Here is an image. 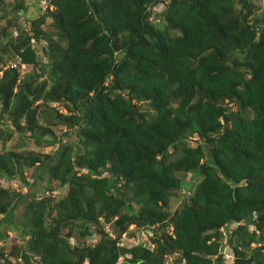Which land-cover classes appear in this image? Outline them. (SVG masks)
<instances>
[{"label":"trees","instance_id":"obj_1","mask_svg":"<svg viewBox=\"0 0 264 264\" xmlns=\"http://www.w3.org/2000/svg\"><path fill=\"white\" fill-rule=\"evenodd\" d=\"M257 1L50 0L51 9L39 0L46 15L17 25L8 43L22 63L37 65L32 39H46L48 78L0 66V125L8 135L25 130L38 145H59L0 151L1 180L29 188L0 183V226L30 199L25 243L10 251L15 261L0 244L1 264H168L176 252V262L223 264L211 256L225 224L238 225L227 239L235 264H264V6L258 13ZM160 2L165 7L154 10ZM47 17L54 36L41 26ZM42 107L56 113L49 123L65 126L62 134L39 123ZM70 129L76 144L66 141ZM8 137L0 128V139ZM36 170L67 186L66 194L53 196L48 180L49 195L39 197ZM176 188L190 194L170 212ZM152 225L163 228L151 236L153 250L118 244ZM93 233L100 237L90 243ZM6 237L0 230V243Z\"/></svg>","mask_w":264,"mask_h":264},{"label":"rangeland","instance_id":"obj_2","mask_svg":"<svg viewBox=\"0 0 264 264\" xmlns=\"http://www.w3.org/2000/svg\"><path fill=\"white\" fill-rule=\"evenodd\" d=\"M257 4L258 5H257L256 11L260 13L262 7L264 6V1L258 0ZM0 5H1V8L3 9V10H0V53H1L0 66L8 67L13 64H17L18 68L20 69L22 78L25 77L26 75H34L33 72L36 71L41 74L39 77L40 80L44 78L47 79L48 73H49L48 64L50 63L48 51L50 50L49 49L47 50V47L49 46H48V41L46 39L44 38L32 39L33 46L35 47L37 54H38V59L40 60L37 63V65L21 64L19 56L17 55V53H15L14 47L9 45L8 43L9 40H13V39L16 40L15 38L18 36V34L15 31V27L17 25L27 27L25 25H27L28 23L30 24V22H28V18L30 19L36 18L37 16H41L42 13L46 15V13H44L42 9L40 11L39 0H3ZM22 6L25 7L26 11H24V13L22 14H19L18 10L21 9ZM163 7H164V4L161 3L157 7H155L154 10L160 11L162 10ZM152 18L155 19V17L153 16ZM41 26L46 31H48L49 34L53 36L55 35L54 27L52 24V19L50 17H47ZM18 32L19 34L21 33L20 30ZM60 41L63 44H66V41L64 39ZM19 64H21V66ZM53 105L55 107L57 106V108H59L61 112L66 111L61 103L56 102V103H53ZM147 108H149L148 110L151 109L150 106L147 105L146 102L143 103V110L146 111ZM54 115H56V113H54ZM54 115L52 114V110L49 111L48 108L46 107H42L38 110L39 123L43 126L44 125L51 126L52 129L54 130L55 135L57 134L58 136L62 134L65 126H63L62 124L51 125L49 121L52 118L53 119L55 118L53 117ZM6 122H7L6 125L11 126L9 125L11 121L6 120ZM0 128L5 131V134L7 136H9L7 140H3V138L0 139V151L6 150V149H11V150L15 149L18 151L35 150L37 152L39 151V152L45 153L46 151L53 152L52 150H54V148L38 145L35 142V139L31 138L30 136H26L25 130H23L22 132L13 131L12 133H10V135H8L9 130H10L9 127H6L5 125L1 124ZM75 129L68 130L69 131L68 134L64 135L65 138H67L66 141L71 144L78 143V135ZM196 139H197L196 136L190 137L189 138L190 145L195 146L197 144ZM35 172H36V175H39L41 177L40 179H38L39 186H36L38 189L40 188L39 197L42 196L43 194H46L47 196L49 195L47 194V192L42 191L43 190L42 188H44L45 185L48 186L49 184L48 180L50 181L51 186L53 188H56V190L53 191V194H52L53 196H55L56 198H60L66 194L67 189H68L67 186H60L58 181L50 180L48 176L42 170H36L34 171V174ZM25 173H26L25 176L28 179V181L30 182L33 181V178L31 177L32 168L26 167ZM180 175L183 176V174H180ZM199 179L200 178L195 179L194 185L199 181ZM186 181H188V178L186 179ZM0 183H3L4 186H9L10 187L9 189H15L17 192H21V193H27L29 190L28 186L20 182V179H15V180L8 179L5 181L0 179ZM194 185H193V188H194ZM172 193L173 194L170 197V204L168 206V210L170 212H175L176 210L182 207L184 201L187 200V197L189 196L190 193H188L186 190L182 188L173 189ZM29 204H30L29 198L20 201L17 209L14 211V215L12 218L13 223H10V224L6 223L5 225L0 226V230L6 231V235H7V237L3 239L4 241H1L0 244H2L1 246L4 247L6 256L11 261H15V258L12 257L10 254V251L13 249V247L15 245H23L25 243L24 239L22 238V230L27 229L29 227L27 224V222L30 220ZM2 216L3 215H1L0 218ZM100 221L104 225L106 232H108L110 236L115 237L116 233L113 231L111 223L106 222V220H104L103 217H100ZM134 228L135 227L130 228V231H133ZM162 230L163 228H156V232H161ZM65 231L66 229H63L62 232L65 234ZM142 231H136L137 237L140 236ZM99 234L93 233L94 235L93 237H96L98 239L100 237ZM133 238L134 237H129V233H127L126 237H123V235L121 236L120 242L122 244L127 243L128 246H131L132 244H134V242L132 241ZM88 240L90 243L94 241V239L91 236L88 237ZM69 241L70 242L72 241V237L69 238ZM178 257H180V253L176 252L171 255H167L166 258H167V261L171 262L172 260L175 261ZM6 261H7L6 259L0 258V264L3 262L5 263Z\"/></svg>","mask_w":264,"mask_h":264},{"label":"clouds","instance_id":"obj_3","mask_svg":"<svg viewBox=\"0 0 264 264\" xmlns=\"http://www.w3.org/2000/svg\"><path fill=\"white\" fill-rule=\"evenodd\" d=\"M162 2H160L159 4H161ZM50 4H52L53 5V3H50ZM158 4V5H159ZM164 4V3H163ZM158 5H155L154 7H153V9L155 8V7H157ZM165 7V6H164ZM163 7V8H164ZM44 8V7H43ZM47 8H50V6H48ZM53 8H54V5H53ZM53 8H51V9H53ZM162 8V9H163ZM158 11V10H157ZM161 11V10H160ZM20 59V58H19ZM20 63L21 64H25V63H22L21 62V60H20ZM21 64H19L20 66H21ZM12 67H16V68H18V65L17 64H13V65H11ZM2 73V71H0V74ZM58 145L59 144H57L56 146H54V147H52V146H48V147H50V148H54V149H56L57 147H58ZM46 152H48V151H46ZM256 215V214H255ZM236 226H238V225H236V224H232L230 227H228V225L227 224H225V225H223L222 227H221V231H222V233H223V238H222V240H221V246H220V250H219V253L218 254H216V255H213V256H211L213 259H215L218 255H220L221 257H222V262H223V264H235L236 263V253L234 254V251H233V248H232V245L230 244V242L227 240L228 239V237L230 238L231 237V235H232V232H233V230L235 229V227ZM132 227H135V225H131L130 226V228H132ZM229 229H228V228ZM156 228H159V225H152V226H150V227H145V228H143L141 231H142V233L140 234V236H138V237H134L133 239H132V241L134 242V244L136 243H140V244H143L144 246H146V247H148V248H150L151 250H153L154 248H155V244L152 242V239H151V236H153V235H156V234H159V232H156ZM249 229L250 230H255V229H257V227H256V225L254 224V223H250V225H249ZM167 233H169L170 235H173L174 236V233H173V225L171 226V227H169L168 229H167ZM125 235V236H124ZM94 235H92V238L94 239V240H97V238L96 237H93ZM123 237H126V233H124L123 234ZM90 239V238H89ZM99 239V238H98ZM118 244L119 245H123L120 241L118 242ZM259 245V244H261V243H255V242H253L252 243V246H255V245ZM127 256L129 257L130 255L129 254H127ZM121 257H123V258H121ZM120 258H119V262H122L124 259H125V256H121ZM117 264H119V263H117ZM168 264H187L186 262H185V260H182L181 262H176V260L174 261V260H172L171 262H169L168 261Z\"/></svg>","mask_w":264,"mask_h":264},{"label":"built area","instance_id":"obj_4","mask_svg":"<svg viewBox=\"0 0 264 264\" xmlns=\"http://www.w3.org/2000/svg\"><path fill=\"white\" fill-rule=\"evenodd\" d=\"M41 4L44 8H47L48 6H50V8H53V5L50 4V0H41ZM1 179V178H0ZM3 180V179H2ZM4 181V180H3ZM125 236V235H124Z\"/></svg>","mask_w":264,"mask_h":264},{"label":"water","instance_id":"obj_5","mask_svg":"<svg viewBox=\"0 0 264 264\" xmlns=\"http://www.w3.org/2000/svg\"><path fill=\"white\" fill-rule=\"evenodd\" d=\"M105 175L110 176V174H105Z\"/></svg>","mask_w":264,"mask_h":264}]
</instances>
